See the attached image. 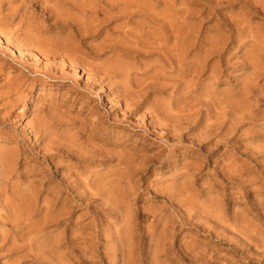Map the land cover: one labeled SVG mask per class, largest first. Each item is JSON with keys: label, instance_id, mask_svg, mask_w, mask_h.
Segmentation results:
<instances>
[{"label": "rangeland", "instance_id": "374dc122", "mask_svg": "<svg viewBox=\"0 0 264 264\" xmlns=\"http://www.w3.org/2000/svg\"><path fill=\"white\" fill-rule=\"evenodd\" d=\"M0 264H264V0H0Z\"/></svg>", "mask_w": 264, "mask_h": 264}, {"label": "bare ground", "instance_id": "6f19581e", "mask_svg": "<svg viewBox=\"0 0 264 264\" xmlns=\"http://www.w3.org/2000/svg\"><path fill=\"white\" fill-rule=\"evenodd\" d=\"M93 19V18H92ZM93 21V20H92ZM96 27V26H95ZM75 35H76V33H75ZM78 35H80V34H78ZM5 36V35H4ZM76 37H78L79 38V36H77L76 35ZM5 38V37H4ZM6 40V39H5ZM125 40V39H124ZM10 41V40H9ZM33 41V40H32ZM31 41V42H32ZM36 41V40H35ZM35 41H33V42H35ZM38 41V40H37ZM129 41V40H128ZM131 41V40H130ZM6 42V41H5ZM171 42V41H170ZM8 43V42H7ZM6 43V44H7ZM12 43V42H11ZM30 43V42H29ZM28 43V44H29ZM36 43V42H35ZM34 43V44H35ZM9 44H10V42H9ZM13 44V43H12ZM30 44H32V43H30ZM39 44H41L40 46V48H42V49H40L39 48ZM8 45V44H7ZM9 46V45H8ZM12 46V45H11ZM37 46H38V48L37 49H39L38 51H40V53H41V55L42 56H44L45 58H47V57H51V56H56V55H61L62 56V61L64 62V61H67V60H69V58H71L70 56H71V53L73 52V53H75V47L73 46V44L72 43H70V42H68V41H66V39L65 40H63V41H57V40H52V41H43V42H41V43H38L37 44ZM187 46V45H186ZM18 47V46H17ZM33 47H35V46H33ZM36 48V47H35ZM11 49V48H10ZM14 49H15V46H14ZM75 49V50H74ZM78 49V48H77ZM15 51V50H14ZM20 51V50H19ZM18 51V52H19ZM21 52V51H20ZM18 53L19 55H22V52L21 53ZM138 52V51H137ZM73 53H72V55H73ZM190 54V53H189ZM16 55H17V49H16ZM18 56V55H17ZM23 57L25 56V55H22ZM36 56V55H35ZM20 57V56H19ZM132 60V59H131ZM36 61V60H35ZM71 61V60H70ZM67 62H69V61H67ZM79 62V61H78ZM80 62H82L81 60H80ZM42 63V62H41ZM47 63V62H46ZM71 63V62H70ZM43 65H44V63H42ZM84 64H85V62H84ZM46 65V64H45ZM79 65H80V63H79ZM111 65H113V63H111ZM117 67L119 66V65H117V64H115ZM167 65V64H166ZM81 66H83V63L81 64ZM115 66V67H116ZM122 66L123 65H121V66H119V67H121V70H122ZM113 67V66H112ZM115 67H113V69L115 68ZM83 68V67H82ZM85 68V67H84ZM124 68V67H123ZM109 69V68H108ZM107 69V70H108ZM117 69V68H116ZM82 70V69H81ZM85 70V69H84ZM106 70V69H105ZM111 71H112V69H110ZM115 70V69H114ZM113 70V71H114ZM94 71V70H93ZM104 71V70H103ZM109 71V70H108ZM111 71H109V73L111 72ZM83 72V71H82ZM96 72V71H95ZM101 73H103V72H101ZM104 73H106V75L108 74L106 71L104 72ZM93 74V73H92ZM111 74V73H110ZM109 74V75H110ZM125 74V73H124ZM97 75H98V73H97ZM104 74H102L101 76H103ZM105 76V75H104ZM98 77V76H97ZM107 77V76H106ZM102 79L104 78V77H101ZM101 80V79H100ZM117 84V83H116ZM123 90V89H122ZM111 92V91H110ZM155 106V105H154ZM158 108V107H157ZM165 116V115H164ZM184 116V115H183ZM189 117V116H188ZM89 132V131H88ZM121 161V160H120ZM115 188V187H114ZM111 192V191H110ZM24 217V216H23ZM32 254V253H31Z\"/></svg>", "mask_w": 264, "mask_h": 264}]
</instances>
